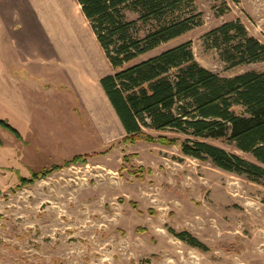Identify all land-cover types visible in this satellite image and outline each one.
<instances>
[{
	"label": "rangeland",
	"instance_id": "rangeland-1",
	"mask_svg": "<svg viewBox=\"0 0 264 264\" xmlns=\"http://www.w3.org/2000/svg\"><path fill=\"white\" fill-rule=\"evenodd\" d=\"M23 1L0 0L16 24ZM30 1L54 21L49 45L69 49L74 76L70 84L54 62H26L19 85L0 80V119L21 135L0 127V264H264V181L184 155L176 132L127 136L99 81L114 69L80 5ZM182 10L201 22L135 62L190 41L195 59L222 76L264 71V61H226L207 37L239 20L264 42V0H192ZM8 33L0 21V53L11 47ZM208 141L245 155L226 139ZM52 165L59 168L20 181Z\"/></svg>",
	"mask_w": 264,
	"mask_h": 264
},
{
	"label": "trees",
	"instance_id": "trees-1",
	"mask_svg": "<svg viewBox=\"0 0 264 264\" xmlns=\"http://www.w3.org/2000/svg\"><path fill=\"white\" fill-rule=\"evenodd\" d=\"M76 2L114 69L100 83L127 136L153 139L144 128L176 132L185 136L180 140L184 155L255 182L264 181V71L222 76L195 59L190 41L135 62L201 22L194 21L199 14L183 13V6L192 0ZM207 37L232 64L264 61V42L250 35L239 20L212 29ZM0 127L21 138L7 120L0 119ZM209 139H226L248 156ZM57 168L52 165L32 172L20 181L32 182ZM170 232L205 248L187 231Z\"/></svg>",
	"mask_w": 264,
	"mask_h": 264
},
{
	"label": "crops",
	"instance_id": "crops-1",
	"mask_svg": "<svg viewBox=\"0 0 264 264\" xmlns=\"http://www.w3.org/2000/svg\"><path fill=\"white\" fill-rule=\"evenodd\" d=\"M13 4H16V6H18V3H16V1H14ZM35 4L36 3H34V5ZM8 5L9 2L5 4H0V21L5 27L9 29L8 38L9 43L11 44V47L8 52L7 49H5L0 53V80L7 81L11 78L14 84L19 85L18 80L22 79L24 74L19 71L23 69L26 62L30 64L39 63L43 65H47L50 62H54L57 66L62 67L60 68V70L62 71L61 73L64 75V79L71 84L74 75H72L71 73V69L69 67L70 64H67L70 57L69 49L67 50L66 48L60 45H58L57 47L56 41L55 44H53L54 46L49 45L50 39L54 38V34L57 32L56 25L53 24L54 21L49 16V14L48 16H46L43 13L40 3L36 4L38 8L35 9L33 4H31L30 0H24L23 6L24 11H26V13L23 15V19L19 21L20 23L16 24L12 22L13 20L10 19V15L4 13L6 12V6ZM45 10L47 12V9ZM20 25H22V27L24 28L22 32L18 31ZM12 27H16L17 30H14ZM35 38L37 42L36 44L33 41L35 40ZM52 42L53 41H51V43ZM36 49H38V51H35ZM66 66L69 67L68 70ZM13 67L17 72H9V74H7L9 69H13ZM68 71L70 72L68 73ZM104 75H102L100 79ZM88 78H86V81L81 80L79 77L76 79H78L81 83H87ZM101 88L103 94L105 95L107 103H109L110 107L115 113L110 101L108 100L105 94L102 85Z\"/></svg>",
	"mask_w": 264,
	"mask_h": 264
},
{
	"label": "bare ground",
	"instance_id": "bare-ground-1",
	"mask_svg": "<svg viewBox=\"0 0 264 264\" xmlns=\"http://www.w3.org/2000/svg\"><path fill=\"white\" fill-rule=\"evenodd\" d=\"M262 237V236H261ZM263 238V237H262ZM260 238H258V240H259Z\"/></svg>",
	"mask_w": 264,
	"mask_h": 264
}]
</instances>
